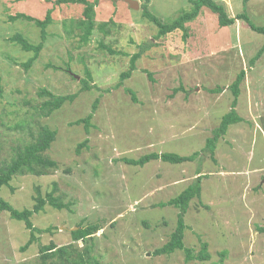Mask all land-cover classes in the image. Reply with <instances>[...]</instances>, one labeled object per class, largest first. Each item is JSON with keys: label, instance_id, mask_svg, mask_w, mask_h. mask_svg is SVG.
<instances>
[{"label": "rangeland", "instance_id": "obj_1", "mask_svg": "<svg viewBox=\"0 0 264 264\" xmlns=\"http://www.w3.org/2000/svg\"><path fill=\"white\" fill-rule=\"evenodd\" d=\"M55 1L0 0V165L11 160L18 145L32 140L30 131L37 134L40 126L57 131L44 153L58 163L47 175L14 176L0 194L17 209H32L37 189L45 196L56 183L54 196L69 207L59 210L47 204L35 213L36 227L54 228L25 251L21 247L29 230L0 211V264H41L40 246L52 241L79 249L88 245L101 264H264V231L258 228L264 226V53L250 66L264 45V34L242 18L222 27L217 14L203 7L186 24L187 40L181 29L155 39L158 28L143 17L142 4L166 21L189 9V0H137L138 9L124 0H100L96 28L88 43H81L78 31L70 34L64 23L82 17L83 5ZM215 1L229 16L246 12L264 26V0ZM52 8L43 48L26 70L21 64L33 53L11 37L23 33L38 44L40 28L10 17L26 13L44 19ZM111 20L115 24L104 35L97 25ZM101 43L119 53H110ZM141 44L149 47L137 69L114 88ZM242 70L246 75L236 110L244 120L218 140L217 162L208 153L179 164L157 159L135 166L123 161L151 152L189 155L202 150L230 111L234 97L229 86ZM83 79L111 90L81 91ZM42 88L78 95L46 117L35 110L47 99L39 95ZM125 88L135 92L137 102ZM217 88L222 89L214 92ZM97 97L89 133L83 123L71 125L91 113ZM18 122L25 126L16 127ZM85 139L88 147L78 152ZM199 175L204 176L201 199L189 203L184 243L194 254L207 244L210 258L187 261L183 250L154 255L170 239L179 213L176 207L158 204L178 196ZM80 224H97L99 229L74 241L71 232Z\"/></svg>", "mask_w": 264, "mask_h": 264}, {"label": "trees", "instance_id": "obj_2", "mask_svg": "<svg viewBox=\"0 0 264 264\" xmlns=\"http://www.w3.org/2000/svg\"><path fill=\"white\" fill-rule=\"evenodd\" d=\"M149 1V0H148ZM191 6L189 9L181 11L177 16L170 20H162L155 13H153L147 3L143 5V17L148 21L153 23L157 28V34L155 39L163 37L168 33H171L177 29L183 31V40H187L188 31L186 24L195 20L203 7L209 8L213 13L217 14L218 23L220 26H230L235 23L236 19H244L248 22L250 27L264 34V26L256 25L250 18L249 14L244 12L243 14H238V16L232 17L229 16L226 9L222 4L217 3L215 0H189ZM56 4L63 3H73V4H82L83 12L82 17L79 19H70L69 23H64V27L67 32L70 34L75 33L80 37L81 43H88L90 37L93 34L94 29L96 28V6L99 4L100 0H56ZM53 8L47 11V14L44 19H38L32 17L26 13H18L15 16H11V21L18 19H25L27 21H33L40 28L41 42L38 44H32L29 42L28 38L24 36L23 33H17L11 37L12 42H15L23 50L32 52V56L29 59L22 63L21 65L28 70L35 60L39 57L40 51L43 48L44 42L47 38V26L52 23L51 13ZM109 24H115L113 20L110 22H102L97 25V28L104 35L110 33L108 29ZM100 47L107 49L112 54H117L116 50H113L104 43L100 44ZM149 46L146 44L140 45V51L132 54L130 56L129 67L126 71L122 72L119 77V82L114 85V88H119L123 85L124 80L129 79L132 76V73L137 69V60L140 59L144 50ZM121 53V52H120ZM264 53L263 47L256 53V55L250 60V66L253 67L255 62L262 56ZM148 78L151 81H154L153 73L149 70H146ZM86 74L89 79H92V74L90 71H86ZM246 72L242 70L234 80V82L229 86L233 94V100L231 103V109L229 112L225 113L222 116L220 124L212 130V136L208 137L206 140L205 147L189 155H181L176 152H151L146 153L138 158H124L123 161L130 165L135 166H144L152 160L160 159L164 162H169L173 164L184 163L187 161H194L198 157L202 156V153H208L211 159L214 162H217L216 159V147L218 140L224 136L229 130L232 124L240 123L244 119L236 110L238 99L241 93L240 86L245 78ZM81 91H88L92 89L101 90L102 92H109L111 89H102L96 84H90L88 80L83 79ZM222 89V88H221ZM217 88V90H221ZM125 91L131 94L133 101L137 102V97L135 92L130 88H125ZM1 95V89H0ZM39 95L47 97L41 105L35 107V110L41 112V116H49L55 110L60 109L66 102H73L77 98V93H71L66 95H57L51 92L46 88H42L39 91ZM100 98L97 97L93 103L92 111L86 117L80 118L71 122V125L84 124L85 130L89 133L91 124V119L93 117L94 111L97 109ZM24 122H18L16 127L23 128ZM31 138L29 142H24L23 145H18L15 149V152L9 162H4L0 165V190L4 186L10 185V181L16 175L24 174H33L36 176H43L50 174L51 171L57 167V161L49 158L45 155V151L48 150L51 146V143L56 139L57 131L51 129L47 126H40L37 134H34L33 131H30ZM88 139H85L77 147V151L87 146ZM200 173V172H199ZM203 175H199L196 180L186 187L178 196L169 199L166 202H160L158 206H173L179 209L178 221L175 230L172 232L170 239L161 247H158L154 250V255H165L171 254L176 250H183L186 254V260L199 259L206 260L210 258V254L207 250V244H203L202 249L198 254H194L192 248L186 247L184 243L185 237V214L189 208V203L194 198L201 199L202 191V179ZM57 189L56 183H54V188L52 192H48L45 196H42L39 189H37V195L35 196V204L32 209H17L10 202L5 200L0 194V211H6L10 213L11 218L17 221H21L25 224V227L29 230L30 235L27 242L21 247L22 251L27 250L32 244L39 242V235L44 232H52L53 226L42 229L36 227L32 221V216L35 213L42 212L45 210V206L48 204L55 209H65L69 207L68 203H64L62 199L58 196H54V193ZM147 225V224H146ZM258 228L264 231V226H258ZM99 229V225H88L83 226L79 225V229L72 230L71 235L74 241L84 240L90 237ZM224 255V253H223ZM41 264H101L100 261L92 255L91 247L85 246L84 248L74 247L72 244L58 246L55 242H50L49 244H42L40 246V255Z\"/></svg>", "mask_w": 264, "mask_h": 264}, {"label": "water", "instance_id": "obj_3", "mask_svg": "<svg viewBox=\"0 0 264 264\" xmlns=\"http://www.w3.org/2000/svg\"><path fill=\"white\" fill-rule=\"evenodd\" d=\"M129 4L131 8L138 9L139 8V2L137 0H124Z\"/></svg>", "mask_w": 264, "mask_h": 264}]
</instances>
